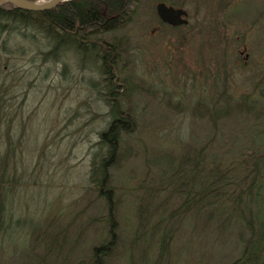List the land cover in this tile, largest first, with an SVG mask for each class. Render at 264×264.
I'll use <instances>...</instances> for the list:
<instances>
[{
	"label": "rangeland",
	"instance_id": "374dc122",
	"mask_svg": "<svg viewBox=\"0 0 264 264\" xmlns=\"http://www.w3.org/2000/svg\"><path fill=\"white\" fill-rule=\"evenodd\" d=\"M159 1L184 9L186 23L160 24L154 12ZM29 32L8 37L0 30V106L9 109L0 114V149L8 139L18 175L9 204L11 233L0 236V264H84L100 233L90 219L105 212L87 180L89 153L109 119L103 81L89 57L80 66L71 51L42 61L40 51L50 43ZM115 34L128 37L124 75L133 87L122 103L133 112L134 128L124 136L125 158L110 169L119 240L105 264H227L239 255L245 219L260 215L264 200L249 205L242 197L243 220L211 207L175 216L181 197L169 192L162 176L176 158L193 157L210 138L201 169L235 165V179L251 169L249 158L238 164L239 154L264 144V99L250 112L230 108L211 119L208 110L224 103L222 91L235 99L264 79V0H138L132 21ZM133 195L148 199L152 214L139 240L132 238ZM159 220L170 235L161 259ZM48 222L52 229L67 226L68 252L54 262L35 239V229Z\"/></svg>",
	"mask_w": 264,
	"mask_h": 264
},
{
	"label": "trees",
	"instance_id": "16d2710c",
	"mask_svg": "<svg viewBox=\"0 0 264 264\" xmlns=\"http://www.w3.org/2000/svg\"><path fill=\"white\" fill-rule=\"evenodd\" d=\"M137 2L138 0H65L50 9L38 11L19 9L8 2L0 3V30L4 29L8 37L10 34L25 37V30L44 37L50 46L46 51H40L42 61L49 57L57 61L61 53L71 51L82 66L89 57L103 81V102L108 107L109 119L97 132V140L92 145L94 149L89 153L87 180L88 188L94 192L95 198L102 202L105 212L90 219V224L99 225L100 233L91 245L89 255L82 262L84 264H105L113 255L119 240L115 191L110 169L118 166L125 158L124 136L133 131L134 115L131 110L123 107L122 103L133 87L128 76L124 75L129 63L128 37L115 33L132 21L136 14ZM159 22L165 24L160 20ZM107 35L111 38H107ZM243 62L239 65L246 63ZM255 89H259L256 96L252 93ZM219 97H223L224 103L219 105L215 112L208 110L211 119L226 115L230 108L239 112H250L254 101L264 99V79L253 82L249 93L241 94L235 99H231L225 91H222ZM0 98L3 97L0 95ZM230 100L233 101L232 104L229 103ZM5 110L9 111L1 105L0 114L3 112L6 115ZM3 118L0 116V121L3 122ZM212 124L215 125V119ZM210 141L211 138L193 157L183 155L176 158L173 162H176L175 167H168L173 169L168 175L162 176L168 180L166 184L171 186L169 192L181 197L179 205L172 209V213L176 216V213L183 214L211 207L220 216L227 214L228 209L234 218L236 213L237 217L243 220L240 209L242 197L250 201L249 205L251 202L256 204L259 200H264V193L260 195L261 188H264V179L260 175V170L264 169V144L256 146L258 150L255 152L239 154L238 164H245L249 158L251 169L235 179V165L226 168L215 165L201 169V153ZM8 143L7 139L5 146L0 149V236L11 233L9 224L12 216L9 204L18 182V175L13 166L14 151ZM143 183H139L138 188L142 187ZM240 183L242 185H239L236 191L235 188ZM164 188V185H161L160 190ZM147 200L138 196L132 199V215L137 224L132 238H137L136 240L143 236L139 233L140 228L152 217V214L147 212ZM251 215L252 213L242 226L247 232L239 238V255L227 264H264V208L260 215L250 220ZM159 222L160 220L155 223V229L160 231L159 239L155 242L157 259L163 257L170 241V235L166 233L168 229L164 227L161 230ZM46 226L43 229H35V239L42 247L43 256L54 262L60 257L59 254L62 253L64 258L68 252L67 226L52 229L49 228V222ZM81 234L80 231L77 238Z\"/></svg>",
	"mask_w": 264,
	"mask_h": 264
},
{
	"label": "water",
	"instance_id": "95a60500",
	"mask_svg": "<svg viewBox=\"0 0 264 264\" xmlns=\"http://www.w3.org/2000/svg\"><path fill=\"white\" fill-rule=\"evenodd\" d=\"M62 1L65 0H46L43 3H36L34 0H0V3L8 2L19 9L38 11L50 9ZM154 11L158 19L169 26L176 27L186 23L187 12L181 7L159 1L155 3Z\"/></svg>",
	"mask_w": 264,
	"mask_h": 264
},
{
	"label": "bare ground",
	"instance_id": "6f19581e",
	"mask_svg": "<svg viewBox=\"0 0 264 264\" xmlns=\"http://www.w3.org/2000/svg\"><path fill=\"white\" fill-rule=\"evenodd\" d=\"M36 3H43L45 2L46 0H34Z\"/></svg>",
	"mask_w": 264,
	"mask_h": 264
}]
</instances>
